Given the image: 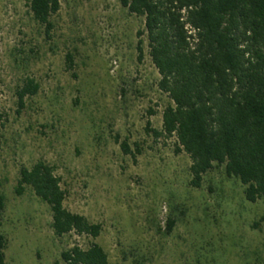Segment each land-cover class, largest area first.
Segmentation results:
<instances>
[{
    "label": "rangeland",
    "instance_id": "374dc122",
    "mask_svg": "<svg viewBox=\"0 0 264 264\" xmlns=\"http://www.w3.org/2000/svg\"><path fill=\"white\" fill-rule=\"evenodd\" d=\"M51 21L47 39L24 0H0L3 264H66L61 251L89 242L102 247L109 264L264 262V195L246 201L243 185L222 167L191 187L187 155L173 152L172 138L145 131L146 121L160 128L168 99L156 87L145 36L137 35L142 17L118 0H59ZM17 49L26 59L21 65ZM25 76L38 90L16 113L14 91ZM122 140L139 152L123 154ZM38 160L59 177L63 206L100 224L97 237L55 236L48 206L27 186L14 192L18 168ZM168 218L175 223L166 232Z\"/></svg>",
    "mask_w": 264,
    "mask_h": 264
},
{
    "label": "trees",
    "instance_id": "16d2710c",
    "mask_svg": "<svg viewBox=\"0 0 264 264\" xmlns=\"http://www.w3.org/2000/svg\"><path fill=\"white\" fill-rule=\"evenodd\" d=\"M121 7L142 17L147 54L158 79L156 87L168 103L161 110L159 129L145 131L153 139L172 138L173 152L190 160L188 184L200 187L202 177L222 167L227 177L243 185V197L254 202L264 195V0H118ZM29 19L49 38L51 16L59 0H24ZM33 46L29 51L33 52ZM142 57L141 40L135 45ZM17 53L21 50H15ZM14 57L16 64L26 61ZM66 67L72 66L65 54ZM38 83L25 76L15 87L16 113L24 98L34 95ZM148 110V114H152ZM0 114V126H1ZM123 154L132 152L122 140ZM27 186L50 212L55 236L72 233L95 238L101 226L63 206L65 191L52 165L35 161L18 168L14 192ZM4 197L0 194V213ZM175 220L168 218L165 231ZM5 238L0 233V264ZM66 264H109L102 247L89 242L60 252ZM261 264H264L262 262Z\"/></svg>",
    "mask_w": 264,
    "mask_h": 264
}]
</instances>
